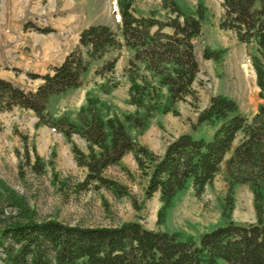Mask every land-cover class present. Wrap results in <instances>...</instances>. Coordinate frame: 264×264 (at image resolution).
Instances as JSON below:
<instances>
[{
	"label": "trees",
	"instance_id": "obj_1",
	"mask_svg": "<svg viewBox=\"0 0 264 264\" xmlns=\"http://www.w3.org/2000/svg\"><path fill=\"white\" fill-rule=\"evenodd\" d=\"M219 1L224 11L219 28L233 32L240 43L256 45L257 55L250 60L261 103L248 120L235 100L212 96L192 125L193 129L210 126L209 141L181 134L157 155L129 131L142 133L155 113L178 116V103L187 97L196 100L193 84L199 65L193 40L201 35L205 10L201 7L195 14H185L174 0H161L162 8L169 12L164 20L153 12L135 16V0H117L119 32L101 24L81 30L78 45L59 66L44 75L27 73L29 79L42 81L34 91L0 79V113L15 107L31 111L37 119L35 127H47L65 138L76 166L86 170L83 180L75 185L77 193L92 188L105 189L117 198L129 196L125 187L103 173L112 166L128 173L121 161L132 154L140 177L146 180L141 204L158 194V223L188 187L200 197L224 165V224L195 240L176 232L148 230L139 222L95 228L55 220L12 223L0 230V264H264V0ZM23 29L52 32L30 22ZM122 49L131 53L123 72L129 82L127 104L135 108L133 113L122 118L110 113L109 106L92 92L87 93L75 120L69 111L59 116L49 112V99L81 87L94 62L101 61L96 76L112 77L119 54L105 57ZM224 53L205 47L202 57L219 62ZM115 87L100 85V90L107 94ZM73 136L85 142L86 152L73 142ZM21 139L29 162L27 138ZM31 169L37 175L45 173L36 153ZM237 185H245L251 192L254 223L243 225L230 219ZM133 206L139 208L134 201Z\"/></svg>",
	"mask_w": 264,
	"mask_h": 264
},
{
	"label": "rangeland",
	"instance_id": "obj_2",
	"mask_svg": "<svg viewBox=\"0 0 264 264\" xmlns=\"http://www.w3.org/2000/svg\"><path fill=\"white\" fill-rule=\"evenodd\" d=\"M41 1L40 13L30 23L39 28L51 29L53 23L62 24L61 17L67 11L69 2L74 0H49V3ZM174 1L185 14H195L201 7L205 10L201 22V35L193 40L199 73L193 88L196 100L192 102L191 98L187 97L185 102L178 103L176 105L178 116L171 113H155L144 132L129 130L133 138L157 155H160L167 143L181 134L188 133L195 139L203 138L206 141L212 138L213 129L210 126L192 128L198 111L209 104L212 96L223 95L235 100L241 113L248 120L254 116L261 103L250 60L251 56L257 55L256 45L240 43L233 32L219 28L224 13L220 1ZM45 3L46 5H43ZM102 8V0H84L81 10L86 15L80 12V8H74L67 14L70 12L78 14L79 25L86 22L107 24L118 33L119 23L112 20V15L107 9L102 14ZM132 9L135 16H148L153 12L160 20H164L169 14L162 8L161 0H135ZM58 31L56 29L53 33ZM205 47L225 50V53L219 62L204 60L202 52ZM126 52L129 51L122 49L120 52L110 51L106 55V59H111L119 54L121 59L114 69L113 76L100 77L102 81L95 83L96 90H93L95 93L92 92L97 96L99 93L98 97L109 106L110 113L121 118L135 111L134 107L127 104L129 82L123 72L129 57ZM100 63L101 61L94 62L89 71L98 68ZM35 84L36 82L30 84L22 82L18 86L32 90ZM113 84H116V87L107 94L101 92L100 85L111 87ZM55 101L48 105L52 115L59 116L64 111H69L72 113L71 119L75 120L78 111H75L72 102L65 98ZM33 117V114L28 116L22 112L0 113V230L12 223L27 221L55 220L66 225L86 228L117 227L128 222H139L148 230L176 232L198 240L204 232L224 224L222 211L227 195L224 165L213 183L206 187L200 197H195L192 188L188 187L174 199L166 210L164 220L158 223L157 214L161 207L158 194L144 205L141 204L146 180L140 177L134 161L129 158L121 161L128 173L123 172L118 166L107 168L103 173L106 178L125 187L129 196L117 198L105 189L92 188L77 193L75 185L83 179L79 180L80 176L76 171L69 174L72 169L66 162L62 163V167H58L57 147L50 146L48 149L38 147L37 138L44 126L35 127ZM23 136L27 138L29 162L25 159L24 140L21 139ZM239 138L240 135L235 143ZM80 144L76 145L86 152V148ZM34 153L45 165V173L42 175L35 174L31 169V165L34 164ZM233 198L231 221L243 225L254 223L253 198L247 186H235ZM133 201L139 208L133 206Z\"/></svg>",
	"mask_w": 264,
	"mask_h": 264
},
{
	"label": "crops",
	"instance_id": "obj_3",
	"mask_svg": "<svg viewBox=\"0 0 264 264\" xmlns=\"http://www.w3.org/2000/svg\"><path fill=\"white\" fill-rule=\"evenodd\" d=\"M83 1L74 0L69 2L67 11L62 17L67 16L65 18L61 17L63 20L62 24L60 25L58 23L56 25L53 23L50 27L54 30L53 32L56 29L59 30L57 33L40 34L23 29V25L26 22H31L32 19L39 15L41 9L40 0H0V79L9 81L15 86H18L22 82L29 84L36 82L33 85L34 89L31 90L34 91L42 81L40 79H29L27 73L44 75L49 73L52 68L59 66L65 57L78 45L81 30L89 25L95 24L86 22L82 23L83 25H79L78 14L76 15L73 12L67 14L68 11L74 10V8H80V12L82 13L81 6L83 5ZM41 2L49 3V0H42ZM43 5H46V3ZM102 5V14L107 9L109 14L111 13L112 15V20L114 19V21L119 23L120 17L117 0H102ZM83 13L85 14V12ZM107 26L111 28L110 25ZM73 31L75 34L72 35L71 32ZM126 53L130 57L131 53ZM119 59H121V56H119ZM95 70L87 73V77L83 79L81 87L70 90L63 95L51 97L48 105L50 106L55 100L65 98L72 102L75 111H78L85 104L87 93H95L93 91L96 90L95 83L102 81L99 76L94 75ZM91 76H93L92 79L90 78ZM9 112H15L17 114L22 112L28 116L33 114L31 111H26L18 107L13 108ZM32 119L36 123L37 119L35 116ZM72 140L76 144L81 143L80 146L86 148L85 142L77 136H73ZM37 145L44 149H48L50 146L57 147V156L59 157L57 159L58 167H62V163L66 162L72 169L70 173L68 172L69 174L76 171L80 176L79 180L84 178L86 174L85 169L76 166L73 155L71 154L70 145L61 134L55 133L47 127H42L41 135L37 138ZM164 149L160 155H162ZM125 158L134 161L132 154L125 155L122 161Z\"/></svg>",
	"mask_w": 264,
	"mask_h": 264
}]
</instances>
